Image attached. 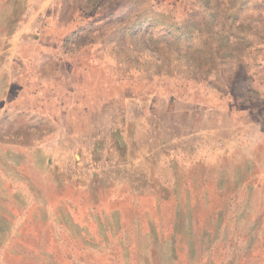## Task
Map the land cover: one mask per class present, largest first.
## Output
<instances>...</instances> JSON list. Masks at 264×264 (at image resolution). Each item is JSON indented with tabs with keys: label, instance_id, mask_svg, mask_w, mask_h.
I'll use <instances>...</instances> for the list:
<instances>
[{
	"label": "crops",
	"instance_id": "obj_1",
	"mask_svg": "<svg viewBox=\"0 0 264 264\" xmlns=\"http://www.w3.org/2000/svg\"><path fill=\"white\" fill-rule=\"evenodd\" d=\"M20 4L11 0L0 16V35L16 23L0 41V115L49 117L66 131L42 139L55 147L9 149L17 160L0 147L9 161L0 164L3 263L264 264V103L262 115L245 118L254 143L239 153L228 134L226 151L207 161L195 150L158 148L151 109L139 103L133 113L124 95L154 93L113 78L92 43L61 34L83 25H64L59 0H26L17 17ZM34 34L30 51L23 45ZM134 130L151 148L141 147L137 163L109 164L122 159L128 137L138 139Z\"/></svg>",
	"mask_w": 264,
	"mask_h": 264
},
{
	"label": "rangeland",
	"instance_id": "obj_2",
	"mask_svg": "<svg viewBox=\"0 0 264 264\" xmlns=\"http://www.w3.org/2000/svg\"><path fill=\"white\" fill-rule=\"evenodd\" d=\"M25 1L20 0L22 8ZM59 1L63 4L60 17L64 25L72 20L77 26L83 25L75 32L61 34L75 43H92L93 50L100 54L101 67L113 78L128 83L138 81L154 93L146 100L142 92L139 101L131 99L130 92L124 95L133 113L142 112L139 103L151 109L148 118L152 116L156 124L149 133L158 140V148H186L191 155L195 150L207 161L211 155L226 151L227 134L236 139V153L254 143L249 139V122L244 120L249 121L251 114L262 115L264 0ZM40 2L34 0V4ZM4 8L12 10L11 0H0V16L4 15ZM15 25L4 30L1 42L12 36ZM33 36L38 35L26 37L23 45L32 47L30 51L36 47ZM4 102L0 105L2 110ZM118 105L116 97L113 107ZM28 112L33 114L32 110ZM13 118L16 120L11 122L6 115H0V147L10 155L11 148H40L41 144L55 147L60 142L42 139L52 132L66 131L53 125L49 117L37 122L29 117ZM96 119L102 122V118ZM118 119V113L111 117L113 121ZM143 119L146 126V118ZM139 133L134 130L136 142L128 137L121 160L112 156L108 163H137L142 147L138 144ZM178 133L186 135L179 143L173 140ZM142 143L144 148H151L150 140L144 138ZM112 147L120 148L113 143ZM2 152L0 164L9 162L3 159ZM16 157L12 155V159L17 160ZM191 160L188 157V163ZM0 264H4L1 258Z\"/></svg>",
	"mask_w": 264,
	"mask_h": 264
},
{
	"label": "trees",
	"instance_id": "obj_3",
	"mask_svg": "<svg viewBox=\"0 0 264 264\" xmlns=\"http://www.w3.org/2000/svg\"><path fill=\"white\" fill-rule=\"evenodd\" d=\"M17 11L18 12H16V16L18 17L20 15L21 11H23V8L21 7V9H20L19 6H18V10Z\"/></svg>",
	"mask_w": 264,
	"mask_h": 264
}]
</instances>
